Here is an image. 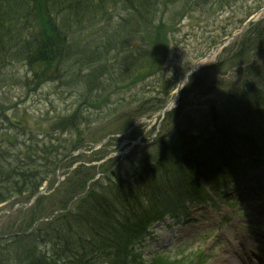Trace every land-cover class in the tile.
I'll use <instances>...</instances> for the list:
<instances>
[{"label": "rangeland", "instance_id": "1", "mask_svg": "<svg viewBox=\"0 0 264 264\" xmlns=\"http://www.w3.org/2000/svg\"><path fill=\"white\" fill-rule=\"evenodd\" d=\"M202 2L203 0H176L173 5L169 6L168 16L176 17L173 26L175 31L169 33L168 50L161 55H155L152 48L149 49V34L146 30L144 31L143 26L144 33L143 37L139 38L140 41H136L134 38L132 42H125L117 46L122 49V54L119 56L115 57L116 50H107L104 47L105 42L111 38L122 20L129 19L126 11L128 4L119 0L114 6L108 8L105 14L97 15L94 21L84 24L83 29L70 35L73 51L77 47L78 50L73 60L75 62L71 66L63 68L62 79L46 82L38 90L32 91L23 84L24 81L30 80L32 75L31 72H27V67L23 64L7 66L1 73V77L3 76L7 80L11 78L14 81L0 82V129L8 128L5 117L24 120L27 128L26 131L19 132L10 127L6 136L0 130V139L1 135L5 138L9 137L15 140L16 146H20L24 142L23 140L33 135L39 139V142L44 140L47 146H61V150L64 151L73 142L71 138L76 133L68 127L66 129L53 127L51 120L61 111L73 108L76 99L81 102L87 94H96L100 88L98 86L100 82L107 90L105 92L108 96L106 104L111 105V109L105 110L110 113V116L101 118L98 115L102 112L104 103L100 110L90 111L92 112L90 120L92 130L84 134V139L87 137L88 142L94 139L97 140L96 142H100L106 132L116 134L121 130L122 125L129 122L133 112L138 111V107L141 110L149 111L154 106H156L155 109L163 106L174 97L172 89L178 87L187 70L196 60L204 57L214 45L220 44L231 34L238 32L249 14H255L264 7V0H229L228 5L224 7H218L217 3L214 5L212 2L204 5ZM213 2H217V0H213ZM166 19V16L163 17V20ZM260 23L261 21L257 24ZM242 36L240 37L242 38ZM134 42L138 43V46L131 53L130 47ZM238 42L240 43V39L235 38L226 48L227 51L225 49L221 54L219 52L206 62H202V66L206 64L208 67L215 63H221L225 67L219 72L207 69L201 71L202 68L199 70L201 76H207L204 87L209 92L204 95L197 93L192 96L190 92L187 94L184 91L182 106L181 100H179L180 107L178 109L183 108L182 117H184L183 113L187 112L189 117L176 119L172 123L173 136L180 135L179 138H181V134H195L196 126L202 125L205 121L201 110L208 107L209 101L220 99L224 92L233 86L232 83H236L235 81L240 83L244 81V70L247 66L240 70L231 66L232 62H235L231 61V58L238 48ZM138 51L143 52L140 56L143 70L136 79L137 83L131 85L130 75L119 83L120 72L127 71L128 67L129 69L133 67V58H136L135 53ZM146 54L148 55L146 56ZM252 60L256 62L255 58ZM102 62L115 71L103 73ZM262 62L259 61L258 66L255 65L257 67L254 66L251 72L264 70V62ZM155 66L158 69L154 70ZM16 77L20 78L21 82H18L19 80L15 82ZM209 78L211 80L207 82ZM212 79L218 81L217 85H214ZM150 114V112H146L142 116L150 117ZM158 122L157 119L144 122L136 129L135 134H125L119 138L120 141H112L104 149L106 151L86 152L84 150V153L80 154L73 165L60 166L58 174L55 173L54 177L50 176V180L42 185L43 194L38 201L26 209L20 208L11 214L0 216V235L26 234L28 230H32L30 235L26 234L20 237L18 252L38 249L51 256L55 254L53 250L56 249L54 238L57 241H63V237L61 239L55 237V232L57 230L61 233L65 231V217L79 206L78 201L75 202L73 199L80 187L77 186V183L82 178L84 179L90 171H94L93 174L97 173L101 170V168H97L102 163H105L104 169L112 167L110 173L97 182V186L93 190L97 191L114 180L115 176L117 179L131 176L133 170L128 168L130 164L134 169L155 163L167 166L165 156L161 160L158 159L162 156L161 148L153 145L155 143V140L152 139L153 131ZM166 123V119H164L160 128L161 137L169 132ZM134 141L138 143L139 148H134L122 164L117 167L112 166L129 152L130 144ZM1 144L6 147L5 142ZM146 146L148 148L142 150V147ZM20 149L24 155L25 148L22 146ZM137 150L142 151L135 154ZM42 152L46 153V150L42 149ZM63 156H59L58 160H61ZM111 157L112 159L109 161L112 164L104 162ZM263 160L260 159V161ZM52 162L54 161L52 160ZM38 163L41 166H46L43 162ZM0 167L2 166L0 165ZM230 170L233 173L228 172V175L233 179L236 170ZM245 173L248 174V181H244L241 176L233 187L232 185L230 189L225 187L220 190V195L213 196L211 198L213 202L210 203L208 200H205L203 204L196 202L197 205L190 212L191 222L189 224L181 217L178 220H170L167 217L163 222L153 225L134 248L142 256L144 264H154V261L150 262L152 255L176 258L181 264H229L234 261H244L246 255L241 250L240 245L242 244L260 246V250H255L256 255L248 254L253 264H260L259 257L260 260L264 259V166L259 167L257 171H245ZM55 178L59 179L60 184L56 185ZM199 182L201 186H204V182L200 180ZM203 189L206 191V188L203 187ZM211 195L212 193H207V197ZM27 200L26 194L8 198L6 201L0 202V211H10L17 203ZM59 212L61 213L58 214ZM187 215H189V211L186 212L185 216ZM57 221L58 223H55ZM13 241L12 238L0 240L2 252L0 253L11 252L12 247L15 246ZM238 248L240 251L237 255L235 251ZM237 257H240L241 260Z\"/></svg>", "mask_w": 264, "mask_h": 264}, {"label": "trees", "instance_id": "2", "mask_svg": "<svg viewBox=\"0 0 264 264\" xmlns=\"http://www.w3.org/2000/svg\"><path fill=\"white\" fill-rule=\"evenodd\" d=\"M117 1L119 0H0V71L11 63L24 62L34 73V88L52 77H58L63 70L62 66L72 64L71 59L74 58L71 30L95 20L101 13L105 14ZM175 1L124 0L128 4L129 19H123L118 25L110 38L112 41L107 42L106 49L113 50L119 44L132 42L134 38L140 41L146 30L150 40L149 49L151 47L155 55L166 53L168 34L176 20L174 15L168 16V9ZM208 2L224 7L229 0H203L202 4L206 5ZM165 16L167 19L163 20ZM120 50L121 52L115 51V57L122 54V49ZM142 54V51L135 53L133 67L120 72L119 83L130 75L131 85L135 84L143 70ZM254 58L256 62L244 70V81L232 83L233 86L220 99L209 101L207 110L201 111L205 121L196 126L195 134H181V138L180 135L173 136V129L170 128L173 113L167 116L166 127L169 132L156 142V146L161 148L162 156L166 157L167 166L155 163L134 169L130 164L128 168L133 170L131 176L118 179L115 176L116 180L109 187L101 193H89L65 217V231L55 232V237H63L62 242L54 238L57 243V249H53L55 254L46 256L37 250L18 252L19 237L14 239L15 246L11 252L0 253V264H142L136 263L135 258H130L132 241L165 215L176 213V208L181 209L187 203L198 200L200 195L196 178H202L210 188L212 186L215 189L223 179L221 172L240 161L242 155L257 152L264 146V70L251 75V69L259 61L264 62V20L252 25L240 40L232 55L231 61L235 62L231 66L249 65ZM220 64L215 66L214 71H222L225 66ZM101 65L103 73L115 71L103 62ZM150 65L152 66L151 62ZM203 83L198 78L191 84L201 87ZM98 86L101 90L97 93L105 94L107 90L103 84L100 82ZM102 100L108 101V96L105 95ZM80 106L81 104L73 113L76 118L80 117L79 122L81 119L88 121ZM146 112L148 110L138 107V111L133 112L129 122L122 125L121 130H125L132 120ZM69 116L62 122H67L76 129L74 116ZM8 142L11 150L0 146V202L23 194H27V197L34 195L40 184L55 173L59 163L52 152L39 157L33 156L31 153L38 150L35 144L25 147L26 153L23 155L14 140ZM70 146L72 144L68 147ZM52 160L54 162L51 163ZM38 162H43L46 166H41ZM154 264L181 262L158 259Z\"/></svg>", "mask_w": 264, "mask_h": 264}, {"label": "water", "instance_id": "3", "mask_svg": "<svg viewBox=\"0 0 264 264\" xmlns=\"http://www.w3.org/2000/svg\"><path fill=\"white\" fill-rule=\"evenodd\" d=\"M257 16H255V17H252L248 22H247V24H246V26L250 23V22H252L255 18H256ZM243 31V30H242ZM235 35H238V34H235ZM234 35V36H235ZM234 36H232L230 39H232ZM229 39V40H230ZM224 45H221V46H219L220 48H222ZM215 51V49L212 51V53ZM211 53V54H212ZM211 54H209L208 56H210ZM207 56V57H208ZM206 57V58H207ZM205 58V59H206ZM196 69V64H194L191 68H190V70H189V72L188 73H191V72H193L194 70ZM177 99V98H176ZM175 99V100H176ZM167 111V107L165 108V109H163L160 113L161 114H163V113H165ZM143 120H141V121H139V122H137V123H140V122H142ZM11 123L12 124H14V125H16V126H18V127H20V128H24V124L21 122V121H16V120H11ZM34 199V198H33ZM32 199V200H33Z\"/></svg>", "mask_w": 264, "mask_h": 264}, {"label": "bare ground", "instance_id": "4", "mask_svg": "<svg viewBox=\"0 0 264 264\" xmlns=\"http://www.w3.org/2000/svg\"><path fill=\"white\" fill-rule=\"evenodd\" d=\"M229 264H230V263H229ZM233 264H235V263H233ZM241 264H246V263L242 262Z\"/></svg>", "mask_w": 264, "mask_h": 264}]
</instances>
